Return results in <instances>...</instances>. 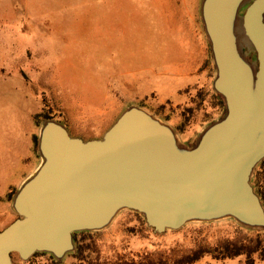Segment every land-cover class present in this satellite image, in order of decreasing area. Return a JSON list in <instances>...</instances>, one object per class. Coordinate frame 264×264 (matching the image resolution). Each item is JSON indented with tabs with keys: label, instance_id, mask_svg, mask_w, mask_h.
<instances>
[{
	"label": "rangeland",
	"instance_id": "374dc122",
	"mask_svg": "<svg viewBox=\"0 0 264 264\" xmlns=\"http://www.w3.org/2000/svg\"><path fill=\"white\" fill-rule=\"evenodd\" d=\"M201 2L0 0V135L11 133L6 121L12 111L21 112L29 92L34 93L36 107L40 99L37 113L45 110L72 136L84 140L102 138L132 104L168 121L183 138L225 117L226 108L213 88L215 65ZM204 15L211 20L209 10ZM232 30L239 49L246 37L238 18L233 19ZM171 72L180 86V103L161 98ZM7 97L15 101L7 103ZM39 120L41 124L44 119ZM206 138L196 137L188 153L201 152ZM259 140L264 146V135ZM253 231L227 218L190 221L158 233L142 214L123 209L106 228L77 232L80 243L90 247L86 262L74 257L72 240L53 255L36 252L23 260L15 253L12 258L14 264H55L51 256L57 264H89L125 253L186 251L201 242L214 244ZM241 258L243 262L223 263L206 256L196 264H245Z\"/></svg>",
	"mask_w": 264,
	"mask_h": 264
},
{
	"label": "water",
	"instance_id": "95a60500",
	"mask_svg": "<svg viewBox=\"0 0 264 264\" xmlns=\"http://www.w3.org/2000/svg\"><path fill=\"white\" fill-rule=\"evenodd\" d=\"M235 18L246 37L239 49ZM201 20L215 65L213 88L227 112L199 132L207 136L204 149L191 155L173 125L136 104L102 138L84 140L44 119L37 135L42 163L12 197L18 217L0 230V264H14L15 253L28 260L61 252L71 240L75 251V233L106 228L123 209L142 214L158 233L227 218L264 230L257 167L250 170L264 160V0H202Z\"/></svg>",
	"mask_w": 264,
	"mask_h": 264
},
{
	"label": "crops",
	"instance_id": "0c3cea01",
	"mask_svg": "<svg viewBox=\"0 0 264 264\" xmlns=\"http://www.w3.org/2000/svg\"><path fill=\"white\" fill-rule=\"evenodd\" d=\"M183 73L186 76L185 71ZM171 75L170 79L167 82L164 81L162 85L161 98L162 100L171 99L180 103L182 95L179 94L180 86L176 81L177 76L172 72ZM33 96L34 93L29 92L20 113L14 111H12V114L10 113L11 115H9L6 123L11 133L8 136L4 133L0 135V230L7 227L18 217L12 206L13 198L8 197L9 193L14 191L15 194L23 182L33 175L42 163V158L37 148H35L33 138L34 135L39 134V126L35 124L34 115L38 112L37 108L41 106V102L38 99L39 106L36 107V99ZM9 100V97H7V103H9ZM10 101L14 102L15 99ZM13 129H15L14 134L12 133ZM198 134L194 135V133L187 132V138H183L181 134L180 137L184 142L192 143ZM230 260L243 262L241 257L217 261L228 263ZM258 264H264V260H260Z\"/></svg>",
	"mask_w": 264,
	"mask_h": 264
},
{
	"label": "trees",
	"instance_id": "16d2710c",
	"mask_svg": "<svg viewBox=\"0 0 264 264\" xmlns=\"http://www.w3.org/2000/svg\"><path fill=\"white\" fill-rule=\"evenodd\" d=\"M219 98L220 103L225 106V99L220 94H215ZM53 118L52 115L46 113L45 110L36 113L34 120L37 126L40 124V118ZM34 144L37 148V135H34ZM254 186L264 203V160L257 167ZM14 191L8 195L12 198ZM139 215V214H138ZM140 216V215H139ZM90 233V232H89ZM254 234H245L236 238H224L216 243H199L193 248L186 251H151L138 252L131 254H118L113 258L104 260L88 261L89 264H196L206 256H211L216 260H227L244 257L245 264H257L258 261L264 260V235L262 230L253 231ZM93 234V233H90ZM76 250L73 255L82 262H86L85 252L90 249L84 246L78 239V233H75ZM52 263L57 264V261L51 256Z\"/></svg>",
	"mask_w": 264,
	"mask_h": 264
},
{
	"label": "flooded vegetation",
	"instance_id": "af4514ba",
	"mask_svg": "<svg viewBox=\"0 0 264 264\" xmlns=\"http://www.w3.org/2000/svg\"><path fill=\"white\" fill-rule=\"evenodd\" d=\"M178 130V129H177Z\"/></svg>",
	"mask_w": 264,
	"mask_h": 264
}]
</instances>
